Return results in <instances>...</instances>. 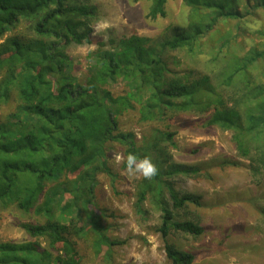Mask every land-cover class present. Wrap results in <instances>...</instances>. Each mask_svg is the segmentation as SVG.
Returning a JSON list of instances; mask_svg holds the SVG:
<instances>
[{
    "label": "trees",
    "instance_id": "trees-1",
    "mask_svg": "<svg viewBox=\"0 0 264 264\" xmlns=\"http://www.w3.org/2000/svg\"><path fill=\"white\" fill-rule=\"evenodd\" d=\"M148 1L152 20L167 16L169 0ZM185 1L191 7L187 24L173 25L160 37L99 42L87 56V76L79 80L67 51L91 43L98 7L90 0H0V106L16 101L14 111L0 117V204L16 203L24 214L40 217L42 225L22 228L31 237H44L49 246L0 243V264H79L71 240L85 238L87 228L69 223L77 213L94 233L95 256L110 261L114 247L127 244L108 236L102 222L107 211L96 202L98 175L104 169L115 175L107 167L113 143L124 147V169L129 155L137 163L147 158L155 165L156 174L137 188L135 210L143 214L148 200L161 213L158 232L172 264L195 262L193 253L179 250L168 238L171 232L204 233L197 223L177 219L176 212L199 208L202 202L199 195L179 191L174 182L176 177H199L201 168L171 160L173 132L153 129L139 142L134 133L122 131L120 118L137 106L143 123L179 113H211L207 125L230 131L238 156L251 162L254 174L264 175V75L256 78L252 72L264 51L251 48L238 55L229 46L236 36L229 31L211 49L213 61L223 63L213 77L178 73L167 60L171 52L188 50L195 56L203 51L201 40L219 23H234L242 33L252 14L236 9L237 0ZM251 1L264 9V0ZM20 22L31 37L7 36ZM119 82L126 90L116 95L110 87ZM79 162V174L69 178ZM58 245L63 255L55 256Z\"/></svg>",
    "mask_w": 264,
    "mask_h": 264
},
{
    "label": "rangeland",
    "instance_id": "rangeland-1",
    "mask_svg": "<svg viewBox=\"0 0 264 264\" xmlns=\"http://www.w3.org/2000/svg\"><path fill=\"white\" fill-rule=\"evenodd\" d=\"M90 1L99 10L93 25L92 41L90 44L72 45L67 51L72 61L71 70L79 80L87 76V56L97 49L99 42L108 43L112 39L131 35L160 37L173 25L187 24L191 14V7L185 0H169L167 16L156 20L149 17L151 2L148 0ZM236 9L246 15L252 14L245 18L242 33L237 32L234 23H219L214 32L201 40L203 51L195 56L190 55L188 50L167 54L173 70L192 73L193 78L213 77L223 63L213 61L216 53H212L211 49L215 50L216 39L229 31L236 35L229 46L239 50L238 55L251 48L264 51V9L253 5L251 0H237ZM7 36L31 37L21 22ZM255 67L257 69L252 70L253 74L256 78L262 77L264 57ZM110 89L120 95L126 86L119 82L112 84ZM221 90L229 96L228 90ZM15 107V99L8 105H1L0 117H6ZM136 108L120 118L122 131L134 133L139 142L153 129L173 132L171 160L201 168L199 177H176L174 182L179 191L199 195L202 202L199 208L191 205L186 210L176 212L177 219L197 223L203 227L204 233L194 237L171 232L168 238L170 243L179 250L193 253V264H264V175L254 174L251 162L238 156L232 133L207 125L211 113H179L163 121L143 123L140 121L139 107ZM108 149L107 167L115 175H111L108 169L98 175L96 202L99 209L107 211L108 217H104L102 222L108 227V236L127 240V244L114 247L110 261L103 256H95L91 249L94 233L90 226H86L88 222L81 217L83 214L77 213L69 223L86 227L87 234L82 240H71L74 259L79 264H172L166 257L158 232L161 213L148 200L144 203L143 214L137 213L134 207L137 188L146 177L142 172L135 171V165L131 171L123 168V146L113 143ZM81 166L79 162L69 171L68 177L73 179L77 176ZM24 224L42 225L43 220L24 214L16 203L0 204V243L39 242L42 248L49 247L44 237H31L22 228ZM53 253L55 256L63 255L62 245H58Z\"/></svg>",
    "mask_w": 264,
    "mask_h": 264
},
{
    "label": "clouds",
    "instance_id": "clouds-1",
    "mask_svg": "<svg viewBox=\"0 0 264 264\" xmlns=\"http://www.w3.org/2000/svg\"><path fill=\"white\" fill-rule=\"evenodd\" d=\"M127 165L130 171L133 169V165H135V171L142 172L146 178H151L157 171L155 165L149 159L145 158L137 163V158L134 155L127 157Z\"/></svg>",
    "mask_w": 264,
    "mask_h": 264
}]
</instances>
